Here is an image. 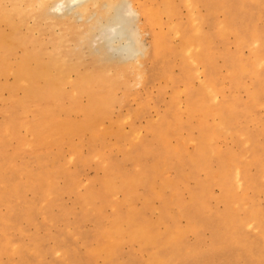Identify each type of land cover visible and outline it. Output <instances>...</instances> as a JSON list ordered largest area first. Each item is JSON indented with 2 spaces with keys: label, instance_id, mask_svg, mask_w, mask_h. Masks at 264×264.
<instances>
[{
  "label": "rangeland",
  "instance_id": "rangeland-1",
  "mask_svg": "<svg viewBox=\"0 0 264 264\" xmlns=\"http://www.w3.org/2000/svg\"><path fill=\"white\" fill-rule=\"evenodd\" d=\"M5 1L10 3V0ZM136 2L145 3L146 9H161L160 24L151 23L147 15L144 17L146 41L151 44L154 31L162 30L172 48L157 55L152 46L144 64L145 75L141 78L139 74L141 82L134 77L136 74H131L128 84L118 86L117 100L103 119L101 134L94 136L91 129L84 127L71 136H62L59 143L28 148L22 146L26 145V130L18 127L17 138L2 145L0 164L6 163L8 173L4 181L0 178V240L10 238L12 245L0 251V264H152L153 255L159 252L163 259L177 256L178 264H260L264 251V64L256 69L254 60L259 44L255 34L264 40V0H197L195 10L199 14H211L210 21L200 24L210 35L213 66L193 65L184 60L183 37L191 38L195 27L189 4L184 0H172L174 13H169L165 9L167 0ZM209 4L213 7L211 13L208 12ZM227 21L233 22L234 27L223 35L219 29ZM174 23L183 26L185 36L177 35L172 29ZM58 29H61L58 25L43 24L42 29L29 31L27 23L21 27V32L39 37L51 49L52 38L60 36ZM111 33L109 30L108 36L105 34L109 39L104 40L103 33L97 31L93 40L95 47H105L114 57H127L123 54L128 55L131 50L125 53L127 48L120 45L116 48L118 42L110 44ZM240 35L244 42H240ZM99 38L103 40L96 42ZM121 48L124 50L122 55ZM115 49L120 51L119 54ZM21 53V49L16 50L17 56ZM242 64L248 69L240 70ZM234 72L236 74L232 76ZM207 76L215 81L218 94L210 102L223 103L227 107L233 104L238 113L229 123L228 130L214 134L212 143L220 152L233 153L236 166L245 167L253 176V181L244 187H234L230 181L228 186H223L220 179L210 176L220 168L219 156L210 155L206 166L190 156L196 151L204 129L200 115L186 110L188 94L198 89ZM12 78L10 75L9 79ZM256 89L262 94L254 103L251 98ZM3 95L6 97L9 92L3 91ZM87 101L88 97L83 95L80 102ZM64 103L67 107L74 105L70 96L64 98ZM76 106L72 112L63 111L62 116L84 118V113ZM170 109L178 111L182 122L169 128V144L180 149L176 154L164 146V136L155 128V123ZM215 116L205 117L209 130H214L220 121ZM5 117L1 112L0 122ZM118 127L126 134L139 130L144 142L155 148L149 154L148 149L142 154L148 182L107 194L102 189L106 170L97 153L114 162L113 167L119 174L133 175L139 167L136 148H133V158L126 157L131 142L116 134ZM0 139H3L2 135ZM80 155L84 159L80 160ZM161 156L167 157L157 167ZM62 168L73 174V178L62 174ZM45 170L57 175L54 190H50L44 178L37 175ZM31 172L35 175L30 176ZM163 177L178 178L177 188L166 190V186L161 191H154L153 185H159ZM207 180V188L199 192L197 184ZM19 182H23L21 193L8 199L4 195L5 185L15 186ZM90 186L99 193L91 206L81 197ZM134 189L132 206L142 212L146 223H150V239L154 237V240L143 245L125 240L116 247L114 257L107 258L97 252V246L102 244V232L117 212H129L130 205L124 199ZM175 191L185 201L182 207L172 194ZM148 196L150 203L145 200ZM225 219L233 225L227 227ZM168 227L174 231L183 229V237L176 240L165 236L163 239L164 234H169ZM156 231L161 233V238L156 236ZM196 251L198 256L193 258Z\"/></svg>",
  "mask_w": 264,
  "mask_h": 264
},
{
  "label": "bare ground",
  "instance_id": "bare-ground-1",
  "mask_svg": "<svg viewBox=\"0 0 264 264\" xmlns=\"http://www.w3.org/2000/svg\"><path fill=\"white\" fill-rule=\"evenodd\" d=\"M184 1L190 5L191 11L193 9L195 27L192 37L184 39L183 26L180 23L172 25V29L177 35L180 34L183 37L181 50H183L184 60L193 65L204 63L213 66L214 50L209 46L210 35L203 30L202 24H200L203 21H210L211 14H199L195 10L198 7L197 0ZM7 3L5 0H0V113L6 115L5 120L0 122V135L3 137L0 139V156L2 155V145L8 140L17 138L18 127H23L26 130L24 137L26 145L22 146L28 148L59 143L62 136H71L84 127L91 129L94 136L101 134L104 131L102 129L103 119L108 115L114 101L117 100L118 86L128 84V76L131 74L137 76L140 74L141 78L144 77L146 71L144 64L152 46L157 55H162L164 51L172 48L166 33L162 30L154 31L152 45L146 41L147 28L143 23L144 17L147 15L151 23L160 24L161 9L157 7L146 9L145 3L138 4L136 0H10V3ZM165 9L169 13H174L172 0H167ZM212 9V4H209L208 12L211 13ZM29 19H32V22ZM27 23L29 31L40 30L43 24L60 26L61 29H58L61 30V33H58L60 36L52 38L53 48L48 49L45 42L39 37H32L30 34L21 32V27ZM233 25V22L227 21L224 27L219 29L221 34L225 35L233 29ZM105 30L106 33H104ZM109 30H112L110 35L112 43L109 42L110 40L108 42L110 44L118 42L116 48L119 45L125 47L127 48H124L125 53L129 50L132 51H129L130 55L123 54L124 50L121 51V48V52L117 49L114 51L127 57H114L108 53L105 47L100 45L95 47L94 34L97 36V31L102 32L103 36L101 37L108 40L109 37L106 39V35ZM255 35V39L259 43L255 49L254 60V66L257 69L264 64V40L258 34ZM100 38L96 42L103 40ZM239 40L240 42L245 41L241 35ZM124 41L126 42L124 43ZM113 46L111 45V47ZM17 49L22 51L19 56L16 55ZM110 49L113 50V48ZM247 69L248 67L244 64L240 66V70ZM235 74L236 72L232 76ZM10 75L13 77L12 79H9ZM140 75L138 78L134 76L136 80L140 79ZM138 82H141V79ZM5 90L9 92L6 97L3 95ZM261 94V90H253L252 101L256 103ZM83 95L88 97L86 103L80 102ZM217 95L215 81L208 76L201 82L198 89L188 94L186 110L194 115H200V123L204 129L203 135L197 142L196 151L190 153V156L204 166L207 165L210 155L219 156L221 158L220 168L218 171L211 172L210 176L220 179L223 186H228L230 181L234 187H244L253 181V176L247 172L245 167L236 166L233 153L220 152L212 143L214 134L228 130L229 123L236 119L238 114L233 104H229L228 107L223 103H213L215 104L213 105L210 101ZM66 96L71 97L74 102L73 106L65 105L64 98ZM76 105L84 113V118L71 119L62 116L63 111L72 112ZM31 113H33V117H30ZM213 114L218 116L220 121L214 130H209L205 125V117ZM180 123L182 122L176 109H170L161 120L155 123L157 131L164 136V146L174 154L180 152V149L169 144V128L171 125L179 126ZM115 132L122 139L131 142L130 148L126 149V157L133 158L135 156L133 148L137 149L136 160L139 167L133 175L127 176L124 172L119 174L116 167H113L114 162L108 161L102 154L97 153L99 162L106 170V176L102 180V189L107 194H116L120 189L127 188L129 185L136 187L148 182L147 169L142 162V154L147 149L149 154L155 148H150L152 145L148 146L144 142L145 138L137 129H134L132 134H126L118 127ZM143 145L145 146L143 147ZM166 157L158 158L157 167ZM78 158L82 160L84 156L80 155ZM165 163L169 164L168 161ZM63 170L62 174H68L73 178V174L68 173L66 169ZM45 171V173L37 175L44 178L50 190H54L57 175ZM6 173H8V168L6 163L2 162L0 164L2 181L5 180ZM31 175L35 174L31 172ZM178 181V178L163 177L159 185H153V190L161 191L166 186H168L166 190L170 187L177 188ZM208 183L209 180L200 181L196 189L200 192L207 188ZM22 184L23 182H19L15 186L6 184L4 195L11 199L13 195L20 194ZM135 189L128 193L124 199L125 203L130 205L129 212L127 214L117 212L111 223L102 232L100 238L102 244L97 246V252L107 258H113L116 247L125 240L138 241L141 245L148 244L149 240H154V237L150 239V223H146L142 212L132 206V199L136 194ZM172 194L176 203L182 207L185 203L182 200L183 197L177 191ZM98 196V191L91 186L87 188L86 193L81 195L82 200L90 206L95 204ZM150 199V196L145 198L147 203H150ZM165 201L168 203V198H165ZM157 221L159 224L161 219ZM225 224L227 227L233 225L227 219H225ZM168 228L167 233L169 234L163 233V239L166 238L165 236H171L176 240L183 237V229L174 231L172 227ZM156 236L161 238V233L158 232ZM9 245H12L10 238L6 237L4 240H0V251L8 249ZM262 253L259 259L260 264H264V251ZM197 256L196 251L193 258ZM176 258L177 256L163 259L159 252L153 255L152 264H178Z\"/></svg>",
  "mask_w": 264,
  "mask_h": 264
}]
</instances>
